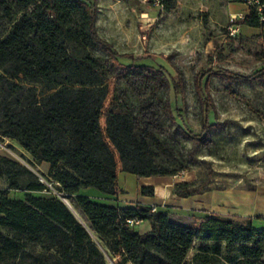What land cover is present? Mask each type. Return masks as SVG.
I'll use <instances>...</instances> for the list:
<instances>
[{
	"label": "trees",
	"instance_id": "trees-1",
	"mask_svg": "<svg viewBox=\"0 0 264 264\" xmlns=\"http://www.w3.org/2000/svg\"><path fill=\"white\" fill-rule=\"evenodd\" d=\"M245 23L264 28L255 10ZM95 46L117 56L113 43L98 31L93 0H0V134L48 161L50 179L59 192L73 197L82 216L55 193L10 197L9 189L50 187L29 166L0 153V178L8 181V189L0 190V264H109L92 230L118 264L263 263L264 227L252 217L212 213L194 226L172 219L158 206L157 211L119 207L80 193L94 186L117 194L120 170L145 176L173 173L156 161L150 140L137 131L133 110L124 103L110 107L108 73ZM197 82L208 103L202 78ZM154 190L142 186L143 194ZM131 218L149 219L152 228L141 232Z\"/></svg>",
	"mask_w": 264,
	"mask_h": 264
},
{
	"label": "rangeland",
	"instance_id": "rangeland-1",
	"mask_svg": "<svg viewBox=\"0 0 264 264\" xmlns=\"http://www.w3.org/2000/svg\"><path fill=\"white\" fill-rule=\"evenodd\" d=\"M94 2L98 31L117 52L115 57L102 46L93 48L108 73L110 107L124 103L133 110L137 131L150 140L156 161L173 171L162 176L173 180L174 193L150 206L194 226L212 213L252 217L263 225L258 216L264 215V28L240 17L232 20V14L247 9L246 4L170 0L169 7L158 10L147 0ZM201 78L209 96L207 120V106L198 92ZM34 85L45 93L40 83ZM0 153L29 166L50 187L9 189L10 197L55 193L67 199L82 219L73 197L59 192L50 179V168L18 140L0 134ZM7 189L8 181L1 177L0 190ZM177 191L201 201L183 204L179 200L185 195ZM92 234L109 264H118L94 230ZM195 243L188 262L199 247L200 242Z\"/></svg>",
	"mask_w": 264,
	"mask_h": 264
},
{
	"label": "crops",
	"instance_id": "crops-1",
	"mask_svg": "<svg viewBox=\"0 0 264 264\" xmlns=\"http://www.w3.org/2000/svg\"><path fill=\"white\" fill-rule=\"evenodd\" d=\"M42 164L47 169L50 168V163L48 161H42ZM164 177L165 176L162 175H138L129 171L120 170L117 177L119 187L117 194L104 193L94 186L83 187L81 188L80 193L89 195L94 200L108 205L119 207H134L138 205L150 206L151 204H159L162 201L165 202L163 199H166L170 193H174L173 180ZM143 185H153L155 193L153 195L143 194ZM199 201H201V198H198L195 195L182 196L179 200V202L187 205L194 202L198 203ZM191 207L199 208L196 204H192ZM258 217L259 219H264L263 214ZM254 224L258 226L255 221ZM259 227H264V224L259 225ZM135 228L141 232H147L152 228V223L149 219H144L139 223H136ZM129 264L132 263L130 262Z\"/></svg>",
	"mask_w": 264,
	"mask_h": 264
},
{
	"label": "built area",
	"instance_id": "built-area-1",
	"mask_svg": "<svg viewBox=\"0 0 264 264\" xmlns=\"http://www.w3.org/2000/svg\"><path fill=\"white\" fill-rule=\"evenodd\" d=\"M147 1H149L152 4V6L158 10L165 9L168 2V0H147ZM241 1H243L246 4L247 9L245 11L232 14V20H235L237 17L245 19L248 16V14L251 12V10H255L260 15V18L264 20V0H241ZM157 210H158L157 205L152 206V211H157ZM141 220L142 219L139 218L129 219V221L132 224L139 223Z\"/></svg>",
	"mask_w": 264,
	"mask_h": 264
},
{
	"label": "water",
	"instance_id": "water-1",
	"mask_svg": "<svg viewBox=\"0 0 264 264\" xmlns=\"http://www.w3.org/2000/svg\"><path fill=\"white\" fill-rule=\"evenodd\" d=\"M70 207H71V209L73 210V208H72V206H71V204H70V202L69 201H67V199H63ZM74 211V210H73ZM75 212V211H74ZM76 214V213H75Z\"/></svg>",
	"mask_w": 264,
	"mask_h": 264
},
{
	"label": "bare ground",
	"instance_id": "bare-ground-1",
	"mask_svg": "<svg viewBox=\"0 0 264 264\" xmlns=\"http://www.w3.org/2000/svg\"><path fill=\"white\" fill-rule=\"evenodd\" d=\"M75 211V209H73ZM76 212V211H75Z\"/></svg>",
	"mask_w": 264,
	"mask_h": 264
}]
</instances>
